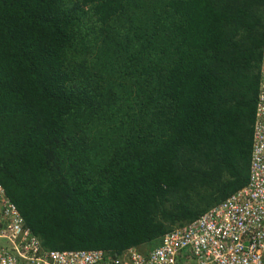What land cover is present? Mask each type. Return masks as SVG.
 <instances>
[{
  "label": "trees",
  "instance_id": "1",
  "mask_svg": "<svg viewBox=\"0 0 264 264\" xmlns=\"http://www.w3.org/2000/svg\"><path fill=\"white\" fill-rule=\"evenodd\" d=\"M264 0H0V185L45 249L146 254L248 182Z\"/></svg>",
  "mask_w": 264,
  "mask_h": 264
},
{
  "label": "built area",
  "instance_id": "2",
  "mask_svg": "<svg viewBox=\"0 0 264 264\" xmlns=\"http://www.w3.org/2000/svg\"><path fill=\"white\" fill-rule=\"evenodd\" d=\"M259 73L245 186L167 230L146 254L129 247L110 255L100 248L45 249L0 185V264H264V61Z\"/></svg>",
  "mask_w": 264,
  "mask_h": 264
},
{
  "label": "clouds",
  "instance_id": "3",
  "mask_svg": "<svg viewBox=\"0 0 264 264\" xmlns=\"http://www.w3.org/2000/svg\"><path fill=\"white\" fill-rule=\"evenodd\" d=\"M263 61H264V60H263ZM261 63H262V62H261ZM181 225H182V224H181ZM177 226H180V225H177ZM173 227H176V226H173ZM173 227H171V228H173ZM171 228H170V229H171ZM168 230H169V229H168ZM165 232H166V231H165ZM165 232H164V233H165ZM164 233H163V234H164ZM163 234H162V235H163ZM162 235H161V236H162ZM161 236H160V238H161ZM155 246H157V245H155ZM155 246H153V247H155ZM153 247H152V248H153ZM152 248H151V249H152Z\"/></svg>",
  "mask_w": 264,
  "mask_h": 264
}]
</instances>
